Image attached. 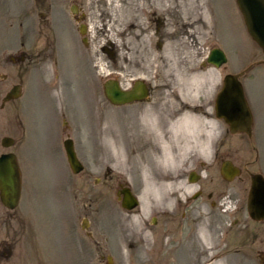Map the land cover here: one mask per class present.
<instances>
[{
  "label": "rangeland",
  "instance_id": "374dc122",
  "mask_svg": "<svg viewBox=\"0 0 264 264\" xmlns=\"http://www.w3.org/2000/svg\"><path fill=\"white\" fill-rule=\"evenodd\" d=\"M82 24L89 27L88 46L79 32ZM212 47L226 51L227 66L206 67L197 78ZM228 74L242 75L254 118L251 138L232 134L216 116V99ZM108 80L124 89L142 80L150 96L137 105H112L104 92ZM16 86L20 97L5 102ZM186 108L199 116V127L169 135V123ZM143 115L145 120L137 119ZM153 118L158 128L151 132ZM213 125L217 132L205 155L202 145ZM160 131L163 139H158ZM145 132L158 152L169 144L175 151L171 167L149 155L151 170L161 180L201 168L203 179L187 193L183 185L162 191L158 179L143 200L153 205L171 199L174 207L193 189L218 186L224 200L247 209L251 175L264 176V54L250 37L236 0H0V156L14 152L18 157L23 189L18 217L23 213L28 225V253L13 256L11 264H107L108 257L115 264H150L125 244L118 255L101 245L102 229H112L106 224L115 223V215L123 233L134 238L130 224L135 222L122 211L116 193L121 186H144L147 159L137 155V146ZM5 137L13 138L15 146L3 147ZM67 140L74 142L85 166L80 174L67 160ZM179 146L190 148L186 160L176 157ZM225 161L242 170L232 182L220 173ZM206 202L196 203L207 208ZM86 207L88 261L81 252ZM255 228L259 238L248 264H264V223ZM0 230L5 237L0 251L8 241L15 252L7 228L0 224ZM105 234L110 249L119 250L114 234ZM182 256L184 264L197 262L187 252Z\"/></svg>",
  "mask_w": 264,
  "mask_h": 264
},
{
  "label": "flooded vegetation",
  "instance_id": "af4514ba",
  "mask_svg": "<svg viewBox=\"0 0 264 264\" xmlns=\"http://www.w3.org/2000/svg\"><path fill=\"white\" fill-rule=\"evenodd\" d=\"M216 9L214 11L217 12ZM215 28H218V24L214 22V31L216 30ZM86 31L88 34V24ZM84 38L87 39L85 46H88V38ZM215 49L222 50L228 59L226 51L219 47L210 48L208 56ZM208 56L206 62H204L201 67L204 71L207 68L213 67L208 64ZM227 63L223 66L226 67ZM241 78L242 76H240L239 79L241 80ZM145 101L146 100L137 101L128 105H137ZM144 118L145 115L141 116V118L138 116L137 119L145 120ZM138 138L139 145L137 146V155L140 157L144 155V158L146 157L147 159L145 162L146 174L144 177V186L140 184L137 185L136 183L134 190L129 186H121L116 193L122 211L130 215L129 217H133V222L135 223L130 224V227L134 230V238L133 240H129L130 238L123 233L121 223L118 221L117 215H115L113 216V220L116 224H106V226L110 225L112 229L109 230L105 227L102 229L101 245L104 249L108 252H112V255H118L126 248V246L123 247L125 244L128 246V249H132V253L136 258L146 256L150 264H184L182 256L184 252H187L188 259L192 258L197 261H190L191 264H212L214 261H222L223 264H242L240 262L242 260L245 264L251 263L253 246L256 243L255 239L257 237L259 238L260 232V230L255 227L257 224H263L264 221L253 220L248 211V207L245 209L243 204L224 200V196L221 195L218 186H213L211 188L210 186H200L193 189L190 196L185 197L186 200L176 202L174 207L170 206L171 199L169 200L170 202L153 205L149 203V199L147 201H145L146 198L143 200L144 194L145 196L148 194V192L145 191L148 186L151 184L157 185L158 179L161 178V176L156 175L155 171L153 172L151 170L152 167L150 166L152 162L149 165V155L151 154L152 157H154L153 160H155L157 157L158 159L161 158L163 151L169 152L172 157V154L175 155V151H172V146L169 144L165 145L166 147H164V150L158 152L147 132H145L142 139L141 136H138ZM141 142H143V144ZM183 146H179V152L177 151L178 153L176 154V157L181 161L184 159L186 160L187 154L191 151L190 148H183ZM176 148H178V144ZM78 158L80 157L78 156ZM214 160L212 161L215 162ZM150 170L151 173L149 172ZM202 172V168L200 170L190 171L185 169L184 172L179 173L180 176L176 175V178L166 174L164 180H167L168 183L180 182L181 185L184 186V191L187 193L191 186L198 184L203 179ZM193 180L197 181V183L192 182ZM129 188L136 201V206L132 210L124 207L125 195L122 193L125 189ZM70 190L73 192L74 187L72 186ZM200 200L207 201L205 203L207 208L197 205L196 202ZM19 205L20 202L15 208L6 206L1 200L0 192V224L3 228H7V234L11 242L13 243L14 239L16 243V253L13 248L10 247L11 243L8 241L4 243L0 251V260H4L6 264H11L14 257L28 253L26 250V241L24 239V230L28 231V225L23 218V213L20 214L22 220L18 217ZM84 217L86 220L85 234L87 238L81 252L86 254L88 261L87 207ZM8 221H11L10 225ZM254 223H256L255 226ZM105 232L114 234L115 242L119 244L117 247L119 250L113 252L110 249L107 244L109 237ZM1 234L2 231L0 230V238L2 237ZM4 238L3 236L0 241ZM222 238L223 240H221ZM258 253L262 255L263 251H259ZM108 259L110 260L107 264H115L111 257H108Z\"/></svg>",
  "mask_w": 264,
  "mask_h": 264
},
{
  "label": "water",
  "instance_id": "95a60500",
  "mask_svg": "<svg viewBox=\"0 0 264 264\" xmlns=\"http://www.w3.org/2000/svg\"><path fill=\"white\" fill-rule=\"evenodd\" d=\"M243 15L248 33L264 53V0H236ZM81 32L85 33L84 26ZM227 62L223 51L214 50L208 58V63L221 67ZM240 75H228L224 79L222 91L216 99V116L228 124L232 134H247L252 137L254 118L244 88L239 80ZM21 88L16 86L7 94L5 102L20 97ZM105 94L113 105H126L148 98L149 89L143 81H137L130 90H122L118 81L109 80L105 84ZM14 143L12 139L5 138L3 145L9 147ZM68 160L75 173L83 170V166L76 156L73 142L66 143ZM222 176L226 181H233L240 177L241 171L231 162L223 163ZM0 190L3 203L15 208L21 196V175L18 160L15 154H5L0 157ZM124 207L132 210L136 201L130 189H125ZM248 211L256 221H264V176L254 174L251 178V189L248 197Z\"/></svg>",
  "mask_w": 264,
  "mask_h": 264
},
{
  "label": "bare ground",
  "instance_id": "6f19581e",
  "mask_svg": "<svg viewBox=\"0 0 264 264\" xmlns=\"http://www.w3.org/2000/svg\"><path fill=\"white\" fill-rule=\"evenodd\" d=\"M114 1V0H112ZM203 69L200 68V72L196 75L197 78L198 77H202L204 75L203 73ZM184 107V106H182ZM199 121H201V119L199 118V116H196L195 114H193L192 112L189 111L188 108L186 109H182L180 110L178 116H176V118H174L170 123H169V135H173L175 137H179L180 133L181 132H191L192 130L198 128V123ZM149 128L151 130V132H154L155 129L158 128V120L157 118H153L152 119V125L150 124L149 125ZM216 132H217V127H215L214 125L211 127V129L208 131V136H207V140L205 142H203V145H202V150H203V153L205 155H209L210 152H211V149H212V142H213V139L216 135ZM158 139H163L164 137V133L163 131H160L158 134ZM199 140V138H198ZM201 148H200V151H202ZM121 156L123 155V153L121 152L120 153ZM172 156L170 155L169 152L167 151H163V154L161 156V162H163V164H167L169 167H171L172 165H174L172 163ZM121 162L124 163V160L123 158H121ZM161 183V190H165V189H168V190H171L174 186L176 185H181L180 182H170L168 183L167 180H159ZM168 202H170L168 200ZM212 264H223L222 261H214Z\"/></svg>",
  "mask_w": 264,
  "mask_h": 264
}]
</instances>
